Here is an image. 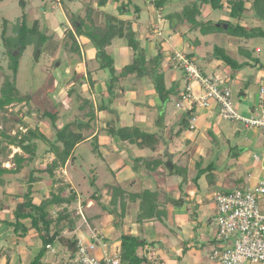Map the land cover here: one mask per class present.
Returning a JSON list of instances; mask_svg holds the SVG:
<instances>
[{
	"label": "trees",
	"instance_id": "obj_1",
	"mask_svg": "<svg viewBox=\"0 0 264 264\" xmlns=\"http://www.w3.org/2000/svg\"><path fill=\"white\" fill-rule=\"evenodd\" d=\"M63 1L72 3L77 0ZM109 1L117 5L119 16L131 13L133 20L120 19L118 16L105 13L106 22L104 26H97L93 18L95 8H93L92 2L96 3L97 8H102ZM168 2L170 0H148L146 4L151 3L157 11L162 12ZM22 4L24 3L22 2ZM204 6L209 7L213 13L219 12L224 14V18L217 24L212 20L205 21L201 10ZM141 11V5L137 3V0H90L85 5L84 17L73 15L71 20L72 30L68 35V38L72 41L70 51L76 47L77 38H83L89 41L91 48L95 51V59L99 65L97 70L102 71L105 75L103 82L106 84V91L102 95L97 94L94 101L92 98H87L83 94L77 93L76 86L72 83V78L65 97L70 98L72 95H75L76 100L79 101L77 109L81 113L82 118H77L71 123L64 125L59 126L57 124L58 110L43 111V113L37 111L32 113L28 111L26 116L34 115L41 119L38 122L45 121L48 123V126L54 132L53 140L48 139L45 132L41 131L37 121H34L32 125H27L23 120L13 121L8 117V111L11 106L17 103L25 104L31 98V96L22 97L15 87L14 81L18 72V59L30 44L35 46V57L39 58L42 52L41 48L46 43L45 35L38 30L36 22L32 27H29L25 19L20 22V25L17 24L13 27V37H5V29L3 31L2 38L7 48L6 54L10 59L9 69L12 71L13 82L6 78L0 90V180L6 174L17 175L25 166L34 163L38 158L37 154L40 145L44 146V148L46 147L44 154H49L53 157L49 159L43 169L30 170L27 188L22 196V202L15 205L12 213L13 222H3L13 232H20L22 236L28 233L24 221L30 222V228L38 235L42 247L29 264H46L43 258L48 251L47 246L51 248L55 245H61L67 249L69 253V264H80L76 259L78 239L75 236L66 237L63 235L65 230L73 232L76 228V220L79 216H73L74 213L69 211V206L77 200L75 191L70 189V185L67 184L66 187L69 189L67 195L61 189L60 194L54 195L51 193L48 199H42L39 202H35L32 194L34 185L43 179L42 175H47L51 179L52 184L56 182L63 183V179L59 178L56 173L67 164H75L78 159L75 149L86 140L83 131L92 128V124L96 119V113L111 111L110 108L112 107L110 105L114 104L113 102L116 101L117 97L123 94L125 86L129 85L131 89H135V84L142 80H148L153 85V93L161 101V107L157 109L159 114L172 96L178 95L179 99L183 100L184 97L190 95L188 84L184 88H180L181 80H177L171 86L167 87L165 73L161 66L164 55L160 47H157L158 51L155 56L147 57L142 45L145 39L139 32L133 30V22L140 19ZM164 18L167 20L171 30H175V27H190V30L198 29V33L202 36L226 34L227 36L240 40L260 38L264 41V0H192L180 12L170 13ZM254 19H260V25L247 27L246 22L253 21ZM182 38L192 49L199 45L198 39L190 41L187 36H183ZM114 39L123 40L125 42V51H129V62L122 68L116 67L113 54L106 51L112 45ZM15 50L17 52L13 54ZM238 50L240 52L239 55L245 57L242 62L228 55L221 46L215 45L212 53L203 63L210 64L216 62V65L224 64L229 67L231 77H234L242 70L252 68L260 62L259 58L253 56L252 52L246 53V55L244 54L243 48H239ZM76 52L79 54L78 49H76ZM195 57L196 53L192 50L185 55V59L188 62L197 65L196 68L201 77L208 76L206 69L198 66L197 62L199 60L196 61ZM149 62L152 64L151 67H148ZM175 65L179 66L178 68L183 75H187L181 60L175 61ZM260 66L264 67L262 65ZM89 75L91 76V73ZM95 82L96 80L93 78L89 80L92 86ZM195 108L196 102L193 101L191 112ZM158 113L154 121L155 124H157L159 118ZM182 117L185 120L188 119L187 111ZM83 119H86V121ZM100 129L115 144L129 151V157L121 168L129 167L133 173H139L144 170L152 173L156 172L160 166H164L169 175L178 174L176 171L178 165L172 163V161L166 162L161 159L134 157L130 155L131 151L129 146L140 150L147 149L149 151H155L159 143L162 142L161 136L157 133H146L142 127L137 125L120 127L116 118L109 121ZM189 129H191L189 124L184 122L175 135L179 136L183 131ZM97 140L98 134L93 137L92 141L97 142ZM12 148L20 150L21 153L17 152L12 154ZM7 162L13 165L11 169L3 167V164ZM91 170L94 173L93 178L91 176L94 182L97 179V175L95 170ZM213 170L214 168L211 164L207 165L205 169L200 168L195 176V180L206 171L212 172ZM109 188L112 189V196L108 203L109 207H106L104 210L114 220H117V218L124 220L127 205L129 203H136L138 205L135 216L136 224H142L144 222H159L164 224L168 213V205L174 207L183 206L181 199L175 200L166 197L167 199L164 198L161 202H158L157 199L160 193L163 194L158 188L141 189L138 192H133L124 189L118 183L114 185L109 184ZM85 203L86 201L82 202L83 205ZM56 208L58 210L55 212L54 209ZM122 226H124L123 221L120 224L115 223V227L117 228ZM119 238L120 244L117 253L121 262L120 264H152L148 261L147 256L153 252L154 243L123 231ZM214 247L215 238L212 248Z\"/></svg>",
	"mask_w": 264,
	"mask_h": 264
},
{
	"label": "crops",
	"instance_id": "obj_2",
	"mask_svg": "<svg viewBox=\"0 0 264 264\" xmlns=\"http://www.w3.org/2000/svg\"><path fill=\"white\" fill-rule=\"evenodd\" d=\"M111 6L112 9L117 11V5L115 3H112ZM59 7L61 8V10H63L61 4H59ZM62 14H64L65 16L64 11ZM123 15L131 16V14L129 13ZM116 16H118V11ZM144 18H146V15H140V20L133 22V30L135 32H139L142 35V37L145 39L144 42H142V45L147 57L149 58L155 56L156 54H153L151 51L155 48L153 46L154 39H151L153 37L152 32L148 31L149 29L148 27H146L148 26L147 25L148 23L149 24L151 23L146 22L145 25L141 24L140 21L144 20ZM120 19L133 20L131 19V17L122 18V16H120ZM256 20H260V19L247 21L246 24L260 22V21L256 22ZM219 35L225 36V40L223 41L224 43L220 42V45L219 43L217 45L224 48L228 55L235 58L239 62H242L245 59V57L243 56L241 57V55H239L240 52H238L239 51L238 49L240 47L236 46L237 44L235 45L230 43L231 40L237 41L238 38L230 37L227 36L226 34H219ZM207 36H203V37H207ZM77 39L79 40L80 38ZM226 39L230 41L227 42ZM114 40L112 41V43L113 44L118 43L117 45L122 44L123 41L119 39L118 41L117 39ZM248 41L250 42V44H253V46H256L254 49L256 50L255 51L256 53L264 54V44H263L264 41L262 39L260 38L249 39ZM80 44L82 46L85 45L84 50L82 48L83 51L81 52V55L83 56V54L86 55L91 54L90 55L91 59L94 60L93 58L95 57V51L91 48V44L89 43V41L87 39L82 38ZM161 44L162 46H164L166 43H164V41L161 40ZM198 46L197 48L202 47V45L200 44ZM253 48L254 47H252V49ZM252 49L251 50L244 49L245 52L244 54L251 53ZM116 51L118 52V54H123V56L128 57L129 55L128 52L125 51V48L124 49L118 48ZM195 53H196L195 59L200 58L201 59V61L199 59L200 63L206 61L205 56L198 55L199 54L198 52ZM176 56L178 55L176 54ZM176 56L173 57V62L172 65L170 66V71L172 73V76L175 77H172L171 81L169 82L170 84L169 86H171L175 81L181 80L180 83H183L182 88H184L185 85L187 84L188 87L191 86L190 95L193 97V99L202 98L204 96V93L200 87L199 82L197 80L189 79L187 75H183L180 72L178 68L179 66L175 65V61L178 60L180 61V59H178V57ZM113 57H114V62L118 61L119 65L123 64L124 61L122 62L116 59L115 54L113 55ZM128 62L129 59L127 62H124V64L121 65V68L127 65ZM200 63H198V66L204 67V65L201 66ZM80 65H82V63ZM194 65L197 66L196 64ZM260 65L264 66V62L260 61L254 67L246 68L250 70L256 69L255 75L252 76L247 75L245 73L246 71L245 69L239 72L234 77H231L229 67L226 66L224 68L223 65H219V66L216 65V66L217 68L220 67L223 70L225 74L224 78H220L214 74H211V76H215L219 79L227 80L228 86L230 88H232V85L235 84H238L237 86L241 85L240 87L242 89L240 90L244 89V92H242V96L245 97L248 101L247 103L250 104V107L247 106L248 111H250V115L256 111L261 101L260 100L261 89H264V67H261ZM205 69H207V67H205ZM104 76L105 75L102 71H97V70L91 73V76L89 75L87 77L86 75H84L83 79L84 78L86 79L83 84L88 85V91H86L88 95L86 96L87 98H92V100L95 101L97 94L102 95L106 91V84L105 82H103ZM249 77L251 78L249 79ZM91 78L96 80L93 86L89 83V80ZM72 83L75 84L74 80ZM252 83L258 88V91L254 94L252 92L253 91L252 88L250 87L252 86ZM68 85H66L65 87L66 91L70 87V85L69 86ZM172 98H174V100ZM182 101L183 100L179 99L178 95L172 96L169 102L167 103V105L165 106V108L162 109V111H160L161 114L160 117V114L157 112V110L156 112H154L153 106H157L156 109H159L161 107V101L158 99V96L153 93V85L151 84V82L148 80L147 81L142 80L139 83L135 84V89H131L129 85L125 86L123 94L119 96V98L117 97L116 101L113 102L114 104L110 105L112 107L110 112L104 111L101 113H96V119L92 124L93 125L92 127L95 126V131L92 130L91 134L90 131L89 132L83 131L86 140L82 144H79L75 149V153L78 156V159L76 160L75 164L73 165L67 164L63 168L59 169L56 173L59 178L63 179V183L56 182L55 184H52L51 179L47 175H42L43 179L37 184H35L33 188L34 191L32 197L35 200V202H39L42 199H48L51 193H53L54 195H58L60 194L61 189L64 191L65 195H67L69 193V189L66 187L67 184L70 185V189L75 191L77 195V200L74 203L76 205L74 209L77 211V213L74 214L73 216L78 215L79 217H77V221L82 220L86 225V227L84 228L83 225L82 226L76 225V228L73 232H69L65 230L63 232L64 236L66 237L75 236L78 239V242L80 241V243L84 246H89L91 243H96L98 244V246L102 244L105 247L110 248L111 251L112 250L117 251L120 244L119 237L122 230L120 231L119 236L113 239L115 236L114 234L117 235V233L115 231L114 234L111 233L112 235L108 236L107 234H110V231L105 232L104 229H101L102 227L105 226L103 225L105 223L101 222L100 224H98V227L99 225H101L100 226L101 228L99 227V229H97L96 220L97 219H99V221L101 220L102 218L101 214L97 213V215L92 216L93 224L94 226H96V228H94L91 224L92 221L90 223L88 219H86V216L88 214L86 212H89V210L96 209L97 204L99 205L100 203L99 196L101 195L102 197L103 193H107L106 195L110 196V198L108 199L109 201H107L110 202L112 196V189L109 188V184L114 185L118 183L126 190L128 189V187L131 188L133 192H138L141 189H156V188H158L163 192L164 187L169 182H171L176 184L177 191L176 192L174 191L173 193H168V198L175 200L181 199V201L183 202V206L173 207L171 205H168L167 206L168 213L166 219L164 220L165 221L164 224H161L159 222H144L142 224H136L134 220H132L130 221V224L124 226L125 229H123V232L132 234L133 236H136L140 239H144L148 242L154 243L153 252H151L147 256L148 261L152 264H215L209 258V251L213 247V240L217 233V226L215 221L217 209L214 203L212 202L211 197L214 192L221 190H228L231 188H237L236 185L239 182L240 176L237 174L236 175L233 174L235 175L234 177L228 178L226 176V178H224V176L227 175L229 172L224 171L218 173V176L223 177L222 180L223 186H221L218 189H215L213 182H210L208 176H206L207 174L203 173L198 177L197 180H195L196 171L194 170L193 164L196 161V159L199 158L203 160V157H205L206 154H208L206 152L207 147H204V145L200 142V140L209 141L210 136L213 135L215 137H213L212 142L209 141L210 142L209 149H212L211 144L218 145L219 150H223L226 148L224 145L222 146L221 144H219L220 132H219V127L217 125L220 126L222 122L224 124V127L230 128L232 122L225 119H221L218 116V107L216 103H214L213 101H209L208 107L196 103V108L193 112H191V110L187 111V116L189 117L191 115V117L185 120L182 117L185 112H183L181 108L177 106L178 104H181ZM169 104H172V107H169L168 106ZM167 106L171 109V114L170 112L169 114L172 115L176 121L178 120L176 124L178 128L172 129L171 137L169 140L163 139V133H164L163 131L166 130L167 128L166 129L162 128V123H163L162 120L166 122L167 121L166 117L170 116L168 113L167 115L165 114V110L167 109ZM198 108L202 109L203 112L197 116L195 112L197 113ZM157 113L159 118L157 120V124H155L154 121L157 117ZM238 115L240 114L238 113ZM240 116L243 118H247L242 115ZM149 117H151L150 119L153 120L151 121L150 124L153 127H155V131L146 130V128L152 130V128L147 127L146 125L147 124L146 122H148ZM115 118L120 127H124L127 125L128 126L137 125L142 127L144 132L147 131L146 133H150V134L157 133L162 138V142L159 143L160 148L158 145L155 151H149V150L147 151V149L142 151L135 147L129 146L131 151L130 155H133L134 157L161 159L166 162L172 161V163H176L177 165L179 164L180 159L183 158L184 160L182 164L186 165V171H185L186 177L179 178L177 175H169L165 170L164 166H160L156 172H152V173L146 172L145 170L139 173H133L129 169V167L121 168L124 162L129 157V151H127L125 148L121 147L120 145L115 144L110 138H108L105 135L104 132H101L100 129L101 127H104L109 121H112ZM217 118H219L221 121L219 122ZM184 122L189 124L191 129L183 131L179 136L175 135L179 130L180 126ZM46 125L48 126V123H46ZM238 126H240V124ZM242 129L245 128L242 126L240 130ZM41 131L43 130L41 129ZM96 134H98V140L97 142H93L92 141L93 137ZM47 138L51 139L48 136ZM103 140H105V142H103ZM258 142L263 143L264 139L260 137L258 139ZM196 147L197 149H195ZM193 149L196 150L194 155L195 159L194 157L192 159L190 157L191 154L193 155L194 153ZM44 150L45 148L43 147L41 151L39 148L38 151L39 153L37 154L38 158L36 159V161L30 164L29 166H25L19 174L17 175L6 174L3 176L2 180H0V221H2L0 222V264H29V262L37 254L39 249H41V241L39 240L38 235L33 231V229L30 228L29 221H24V225L28 229V233L25 236H22L20 232L18 233L13 232V230L9 228L7 225H5L3 222H10V223L13 222L12 213L15 208V205L17 203L22 202V196L26 191L27 181L29 180L28 174L30 170L43 169L47 164V162L49 161V159L53 158L49 154H44ZM102 152H106L107 155L103 156ZM186 154L187 156H185ZM259 156L261 157L260 159H258L257 157L255 158L257 160L256 161L257 163L255 162V168L257 169L259 168L260 173L262 170V173L264 174V159L262 158L263 154H260ZM182 164H180V166ZM5 165L6 163L3 164V167L6 169H11L13 167L12 164L11 167L9 166L5 167ZM85 167L88 168V172H87L89 173L87 174L88 177H85L86 174H84L86 172ZM233 167H236L238 171H241V169H243V166H240L238 164L236 166L232 165L230 168L232 169ZM26 168L29 171L27 172L28 173L27 179L25 180L22 179L23 176L22 174H24V170H26ZM91 169L95 170L97 179H99V176L101 174L105 176L104 178L106 177L108 178L111 176L113 179L111 181L104 183L101 186H99L98 183H96L97 181H94L92 183L93 179L91 178V176L93 177L94 173L92 172ZM130 171L131 173H129ZM127 173H129L128 176H126ZM193 173L194 176H191V174ZM78 175H81L80 178L82 179H80ZM154 175L156 176V178L154 177ZM252 179L254 181L253 184L255 185L262 178L260 179L259 176H257L255 178L252 177ZM84 180L85 182H83ZM80 184L81 186L83 185L82 189L81 187H79ZM79 188L81 189L80 191ZM83 195L87 198L86 199L83 198ZM181 195L184 197L180 198ZM84 201H86L85 205L82 204V202ZM129 204L137 206L136 203H129ZM54 210L56 212L58 209L56 208ZM84 210L86 211L85 213ZM69 211L72 210L69 209ZM132 211H133L132 217L135 219L137 211L136 210L135 211L132 210ZM130 213H127L128 215L127 217L129 218H131ZM169 220L171 223H169ZM104 228H106V226ZM97 250H99L98 247ZM47 252H49L50 256L47 257V255H45V257L43 258L44 263L69 264V253L65 247L61 245H55L50 249H48ZM77 255H76V259H77Z\"/></svg>",
	"mask_w": 264,
	"mask_h": 264
},
{
	"label": "rangeland",
	"instance_id": "obj_3",
	"mask_svg": "<svg viewBox=\"0 0 264 264\" xmlns=\"http://www.w3.org/2000/svg\"><path fill=\"white\" fill-rule=\"evenodd\" d=\"M145 1L148 2V0H137V3H139L142 8L140 15H146V18H144V20L140 22L141 24H144V25L146 24V22L151 23V24L148 23L147 24L148 26L146 27H148L149 29L148 31L152 32L153 37L151 39H154L153 43L155 45L153 44V46L155 48L151 50L152 53L157 54V51H158L157 47H160L161 50L163 49L164 60L162 61L161 66L166 76L165 77L166 85L167 87H169L170 85L169 82L171 81L172 77H175V76H172V73L170 71V66L172 65L173 57L176 56V54L178 55L176 57H178V59L181 60L182 58L184 59V56L186 55V53L192 50V51L198 52L199 53L198 55L205 56L206 57L205 60H207L209 55L212 53L213 47L217 45L218 43L220 45V42H223L225 40V36H221L219 34H215V35L212 34L207 37H203L201 34L198 33L197 31L198 29L190 30L189 29L190 27H180V28L175 27V31H173L168 27L167 20L164 17L173 12H180L181 9L184 6L188 5L192 0H170V2H168L165 5L162 12L157 11L151 3L146 4L147 2ZM22 2L24 4H22ZM89 2L90 0H77L72 3H67L66 1H63V0H1L0 1V90L6 78H8L10 81L13 80L12 71L9 69L10 59L8 58L6 54L7 48L2 38L4 29H5V37L7 38L13 37L14 36L13 27L17 24L20 25V22L23 19H25L29 27H32L33 24L36 22L38 26V30L45 35V39H46V43L41 48L42 52L39 55V58L35 57V46L30 44L29 46H27L25 51L22 53V55L18 59V72L15 78L14 84H15L17 91L22 97L31 96V98L28 101H26L25 104L17 103L14 106H11L8 111V117H10L13 121H16L19 119L23 120L24 123H26L27 125H32L34 121H37V123H39L40 125V128L52 140L54 139V132L51 129V127L46 125L45 121L38 122L41 119L38 118L37 116H34V115L26 116V115L28 111L32 113H35L36 111L39 113H43V111L58 110V121H57L58 125H64L67 123H71L77 118L78 119L82 118V116L80 115L81 113L77 109L79 105V101L76 100L75 95H72L70 98L65 97L67 93L65 90V87L71 82L73 78L77 93L83 94L85 97L88 96L86 92L88 91V85L83 84L86 79V78L83 79V77L84 75L88 77L89 73H93L95 70H97L99 65H97L98 62L96 61L95 57L93 58L94 60L91 59V56H90L91 54H87V55L83 54V56L81 55V52L85 48V45H83L84 46L83 47L80 44L81 39L79 40L76 39V47H74L73 50L70 51V48H72V41L71 39L68 38L69 37L68 35H69V32L72 30L71 20H72L73 15H79V16L84 17L85 16V5H87V3ZM59 4H61V7L63 10H61V8L59 7ZM111 5H112V2L109 1L105 7L97 8L96 3L92 2V6L95 7V11L93 12V18L97 26H104L106 22V17L104 15L105 13L116 16L117 11L112 9ZM201 10H202V15L205 21L212 20L214 21V23L217 24L218 22L222 20V18H224L223 17L224 14H221L219 12L213 13L207 6H204L203 8H201ZM63 11L65 13V16L64 14H62ZM127 17H131V19H133L132 14L131 16H128V15L122 16V18H127ZM118 18H120V16ZM259 21L260 20H256V22H259ZM255 25L259 26L260 22L246 24L247 27H253ZM183 36H187V38L190 39V41H194L198 39L199 44L202 45V47L201 48L194 47L192 49L188 44H186V42H184L182 38ZM161 40H163L164 43H166L164 46H162ZM226 41L228 42L230 40L226 39ZM230 43L235 44V45L237 44L236 46L243 48V49L251 50L252 47H254L252 49L253 56L259 58L261 62H264V54L256 53L255 52L256 50H254L256 46H253V44H250L248 40L237 39V41L231 40ZM117 44L118 43H114V44L112 43V45L108 47L106 51L111 52L113 55L115 54L116 59L122 62L123 61L127 62L128 59H130V55H128V57L123 56V54H118V52L116 51L118 48L124 49L125 42L122 41V44H119V45ZM188 46H189V49H188ZM76 49L79 50V54L76 52ZM16 52L17 51L15 50L13 54H15ZM127 52L129 51L127 50ZM199 59H196V61H198ZM81 63L82 65H80ZM197 63H200V62H197ZM115 64H117L116 67L118 68H121V65H123V64L119 65L118 61H116ZM216 64H217L216 62H212L210 64L200 63L201 66L204 65V68L207 67L206 69L207 74H210V75L214 74L220 78H224L225 74L223 70L220 67L217 68V66L223 65V67L225 68L226 65L218 64L216 66ZM151 66L152 64L151 62H149L148 67H151ZM255 72H256V69L254 70L246 69L245 71V73L249 76L255 75ZM250 78L251 77H249V79ZM237 85L238 84L232 85V88H231L234 109L240 115L247 117V118H251L253 115L252 114L250 115V111H248V107H250V104L247 103L248 102L247 99L242 96V92H244V89L240 90L242 89L240 87L241 85L240 86H237ZM179 86L180 88H182L183 83H180ZM250 87L253 90L252 91L253 94L258 91V88L253 83H252V86ZM188 88L191 89V86H189ZM172 99L174 100V98ZM168 106L172 107V104H169ZM168 106H167V109L169 108ZM156 107L157 106H153L154 112H156L157 110ZM167 109L165 110V114L167 115V113L169 114V112L171 114V109L170 108L168 110ZM186 109H187L186 107L181 108L183 112L188 111ZM188 109L190 110V108ZM198 110H197V113L195 112L197 116L203 112L202 109L198 108ZM170 116L169 117L165 116L167 118L166 122L162 120L163 122L162 128H165V129L167 128L166 130L163 131L164 132L163 139H166V140L170 139L172 129L178 128L176 126L178 120L176 121L172 115ZM151 117H149V120L148 122H146L147 123L146 125L147 127L152 128V130L146 128L147 131H155V127H153L150 124L151 121H153L152 119H150ZM83 120L86 121V119H83ZM217 120H219V122L221 121L219 118H217ZM239 124L242 125L241 122L232 123L230 128L224 127V124L222 122L220 126L217 125L219 127V132H220L219 144H221L222 146L224 145L226 147L223 150H219V147L216 144H211L212 149H209L210 147L209 141L212 142L213 137H215L213 135L210 136L209 141L200 140V142L204 145V147H207L206 152L208 154H206V156L203 157V160L199 158L196 159V161L193 164V167L197 174L200 168L205 169L207 165L211 164L212 167L214 168L213 172L206 171L204 174H207L206 176H208V179L210 180V182H213L215 189H218L221 186H223L222 185L223 177L218 176V173L224 172V171L229 172L227 175L224 176V178H226V176L228 178H231V177H234L236 174L240 176L239 182L236 185L237 187H243L245 185L253 186L254 181L252 177L255 178L259 176L260 179L264 177L262 170L260 173L259 168L258 169L255 168V162L257 161L255 158L257 157L258 159H260L261 157L259 155L263 154L262 158L264 159V142L263 143L258 142V139L260 137L264 139V130L257 129V128H250V129L245 128V129L240 130L238 129ZM92 130L95 131V126L87 131L88 132L90 131V134H91ZM103 142H105V140H103ZM42 147L44 148V146L40 145V151L42 150ZM159 148H160V145H159ZM195 149H197V147ZM17 151H19L18 153H21L20 150H17L15 148V149H12V154ZM193 151H194L193 155L190 152L191 159L194 157L196 150L193 149ZM102 154L103 156L107 155L106 152H102ZM185 156H187V154ZM183 160H184L183 158L180 159V162L177 167L178 169H176V171L179 173V175L178 174L176 175L179 178L186 177V174H185L186 165L182 164ZM180 164L182 165L180 166ZM237 164L240 166H243V169H241V171H238L236 167H233L232 169L230 168L232 165L236 166ZM8 166L11 167L12 166L11 163H6L5 167H8ZM28 171L29 170L27 168L26 170H24V174H22L23 175L22 179H25V180L27 179ZM85 171H86L84 173L86 174L85 177H88L87 174L89 173H87L88 172L87 167H85ZM131 171L129 173H131ZM129 173H127L126 176H128ZM78 176L80 178L81 175H78ZM191 176H194V173L191 174ZM104 177L105 176L101 174L99 176V179L96 180L97 181L96 183H98L99 186L113 179L111 176L108 178L107 177L104 178ZM154 177L156 178L155 175ZM83 182H85V180ZM79 187H81L82 189L83 185L81 186L80 184ZM81 189L79 188V191ZM127 190L130 191L131 188L128 187ZM174 191L175 192L177 191L176 184L169 182L164 187L163 194L160 193L157 199L158 202H161V200L164 199V197H168V193H173ZM106 194L107 193H103L102 197L101 195L99 196L100 203L99 205L97 204L96 209L89 210V212H86L84 210V213L85 212L88 213L86 216V219H88L90 223L92 221L91 224L94 228H96V226H94L93 224L92 216L97 215V213H100L102 218L100 221L99 219L96 220L97 229H99V227L101 226L99 225L98 227V224H100L101 222L105 223L103 225H105L106 228L108 229L104 228L105 226L102 228L100 227V228L104 229L105 232L110 231V234H107L108 236L114 234L116 231L117 235L114 234L115 236L113 238L115 239V237L119 236L120 231L121 230L123 231V229H125L124 228L125 225L130 224V221L132 220H134L135 222L136 217L135 219L132 217L133 215L132 210L137 211L136 208L138 207V205L134 206V205L128 204L126 208V216L124 220H120L119 218H117V220H114V218L112 216L111 217L108 216V213L104 210L106 209V207H109L108 206L109 202L107 201H109L108 199L110 198V196ZM183 197L184 196L182 195L180 196V198H183ZM83 198L86 199L87 197L83 195ZM258 203L262 205L263 201L259 200ZM75 207H76L75 204H72L69 207V209H71L74 214L77 213V211L74 209ZM127 213L131 214V218L127 217L128 216ZM121 221H123L124 226L119 227V228L115 227V223L120 224ZM169 223H171L170 220H169ZM76 225H79V226L83 225L84 228L86 227V225L84 224L82 220L81 221L76 220ZM98 248L99 250H97V247L93 250V254L96 253L95 255L97 256H99L101 252L103 251V248H106V247L100 244ZM45 255H47V257L50 256L49 252H47Z\"/></svg>",
	"mask_w": 264,
	"mask_h": 264
},
{
	"label": "built area",
	"instance_id": "obj_4",
	"mask_svg": "<svg viewBox=\"0 0 264 264\" xmlns=\"http://www.w3.org/2000/svg\"><path fill=\"white\" fill-rule=\"evenodd\" d=\"M188 78L197 80L204 93L202 98L187 95L180 108L192 109L193 101L209 106L216 103L218 116L232 123L241 122L244 128L264 130V89L260 92V103L251 118H243L234 109L228 81L208 75L201 77L196 66L181 59ZM190 89V88H188ZM212 202L217 209L215 247L209 258L215 264H264V177L253 186L231 188L214 192ZM263 201L260 205L258 201ZM104 246V245H103ZM98 244L84 246L78 242L77 260L80 264H120L116 250L103 248L99 256L93 254ZM105 247V246H104ZM50 249L49 246H47Z\"/></svg>",
	"mask_w": 264,
	"mask_h": 264
},
{
	"label": "water",
	"instance_id": "obj_5",
	"mask_svg": "<svg viewBox=\"0 0 264 264\" xmlns=\"http://www.w3.org/2000/svg\"><path fill=\"white\" fill-rule=\"evenodd\" d=\"M224 27H226V25H224ZM58 66V65H57ZM242 128V125L238 126V129H241Z\"/></svg>",
	"mask_w": 264,
	"mask_h": 264
},
{
	"label": "flooded vegetation",
	"instance_id": "obj_6",
	"mask_svg": "<svg viewBox=\"0 0 264 264\" xmlns=\"http://www.w3.org/2000/svg\"><path fill=\"white\" fill-rule=\"evenodd\" d=\"M1 1V0H0Z\"/></svg>",
	"mask_w": 264,
	"mask_h": 264
}]
</instances>
